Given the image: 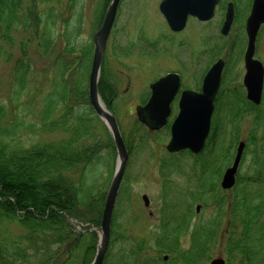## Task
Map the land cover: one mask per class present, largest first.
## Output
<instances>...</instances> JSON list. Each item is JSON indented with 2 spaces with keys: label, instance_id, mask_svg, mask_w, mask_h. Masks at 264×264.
<instances>
[{
  "label": "rangeland",
  "instance_id": "374dc122",
  "mask_svg": "<svg viewBox=\"0 0 264 264\" xmlns=\"http://www.w3.org/2000/svg\"><path fill=\"white\" fill-rule=\"evenodd\" d=\"M159 1L123 0L120 3L109 39L110 49L109 52L106 51L105 71L100 79L103 90H110V81L115 87L114 112L133 156L117 199L114 211L113 242L106 264H112L111 258L119 248V240L123 234L129 235L127 232L129 230L143 232L147 229L151 230L148 218L135 219L133 213H128L125 202L128 199L126 197L128 190L131 197L136 194L140 197V192L146 191L157 199H168L166 194L164 198L159 197V194L161 193L160 186L169 184L171 188H174L170 191L171 197L177 199L179 208L183 207L184 201H190L195 197L191 201L190 223L192 226L190 225L180 236V246L184 248L191 245L190 232L195 224L205 223L211 216L222 217L219 229L212 230L218 235V239L217 242H212L214 245L209 249V258L217 255L228 257L221 241V235L229 229L230 224L228 223L232 221L230 222L227 212L222 213L221 216V210L214 203L213 199L217 200V197L221 195L216 194L215 198L209 197L211 193L208 188L216 183L218 171H222L226 164H230L239 139H244L247 143L239 169L242 182L239 185L242 189L239 191L248 196L256 191H264V171L259 181H250L256 171L255 156H264V152L260 154L264 151V121L263 118L256 120L255 111L244 113L240 111V116L234 123L231 122V117L222 105L227 101L233 103V96L224 93L219 98L218 109L213 114L214 121L217 120V122L214 126L212 125L208 148L199 158H194L199 161L195 167L198 164L202 167V161L205 160L209 163V169L204 171L199 169L198 175L197 170L191 168L193 158L178 155L170 160V156L164 154L165 144L169 137L168 125L157 133L148 134L144 126L137 121L134 110L135 105L142 103L147 96L149 82L164 74L166 70H176L181 74L182 87H200L204 70L216 58L220 56L225 58L227 50L229 54L224 67L222 87L228 89L242 84L244 73L242 55L245 46L244 18L248 12L250 0H235L239 13L226 37H222L219 33L224 12L221 0L215 9L213 18L201 23L189 18L187 26L181 32H171L168 29L158 9ZM105 2L107 0H48V2L40 3L37 7L41 12L38 30L40 34L45 29L51 32L56 38L53 46L46 48L37 46L39 36L33 25L28 29L13 28L12 42H3V53L0 54V104L4 105L6 112L0 118V135H4L5 142H8L10 146L30 147L49 141H62L68 137L66 130L57 127L56 124L52 127L53 121L57 118L61 116L60 121L63 119L61 103L46 119L41 116L46 104H54L53 102L59 99L56 95L61 92L62 88L60 84L56 85L57 82L72 88L76 80L83 78L80 84L86 87L85 72L88 59L86 56L83 57L82 47L88 43L91 44V36L98 27ZM244 9H246L245 12ZM235 37H238L237 41L235 40L232 48H228ZM23 39L27 42V59L30 65L25 88L18 93L13 67L20 54ZM68 43L75 46L73 51L69 50ZM223 45H227V48H223ZM255 56L264 63V27L257 35ZM232 92L231 90L230 93ZM86 104V101L80 103L75 110H81L88 118L84 122L86 134L78 138V142L84 144L87 155L83 157L84 162L64 171V176L67 181L77 184L82 205L91 215H95L102 199L99 197L104 194L108 185L113 159L109 151L110 134L99 120L93 118L94 115ZM74 112L71 111L70 117L74 116ZM225 116H228L227 122L224 121ZM5 128H9V131L4 133ZM252 133L256 139L254 143L247 140ZM211 143H213L212 150L210 149ZM93 152H95L93 157L89 159V155ZM221 155L227 156L221 159L224 162L222 169H220L221 163L217 160ZM197 179H203V182H197ZM205 187L207 189H204ZM193 189L200 194L195 195L194 193V196L190 198V191ZM230 191L225 193L229 200L232 194L233 196L236 194L235 191L232 193ZM221 198L223 201V195ZM197 203L201 204L198 212L195 211ZM78 227L82 226L78 225ZM231 227L232 224L230 229ZM253 232L254 230L250 233L253 238L260 235L257 231ZM132 235H135L136 240H145L148 246H155L153 238L145 236L146 234ZM15 241L17 243H14ZM90 241L93 242V240ZM258 241L250 243L254 251L258 250L254 261L256 264H264V235L263 240ZM86 244L80 248L81 251L85 249ZM16 245L19 247L18 250H24V255L6 264H43L44 258L49 255L43 248H35L31 240L27 238L26 230L17 220L1 219L0 253L2 256L0 264H5L4 261L9 258L8 252ZM56 245L52 244L50 249ZM62 257L61 255L58 259L62 260ZM203 258V264H207L209 258L207 260L206 257ZM238 261L239 259L229 264H237ZM170 264L176 263L172 261Z\"/></svg>",
  "mask_w": 264,
  "mask_h": 264
},
{
  "label": "trees",
  "instance_id": "16d2710c",
  "mask_svg": "<svg viewBox=\"0 0 264 264\" xmlns=\"http://www.w3.org/2000/svg\"><path fill=\"white\" fill-rule=\"evenodd\" d=\"M43 2H48V0H0V54L3 53V42H12L13 40L11 36L13 28L28 29L31 25L39 36L37 41L39 48L40 46L45 48L53 46L56 38L51 32L45 29L40 34L38 30L41 12L37 7ZM68 45L69 50L73 51L75 46L71 43ZM20 47V54L13 67L14 80L18 84V93H21L25 88L30 65L27 59V42L25 39L21 42ZM90 52L91 44L88 43L82 47V55L83 57L86 56L88 60ZM64 71L65 68L62 72L64 73ZM82 79L76 80L72 88L57 82L56 85L60 84L62 88L61 93L56 95L59 96V99L54 101V104H46L41 116L46 119L61 103L63 105V119L60 121L61 116L57 118L58 120L53 121L52 127L56 124L57 127L66 130L68 133L66 139L20 148L10 146L8 142H5L4 135H0V221L3 218L17 220L26 230V236L35 248H43L49 254L44 258L43 264H61L58 259L60 243L70 234V229L64 224L62 216L65 213L78 216L88 213L78 197L79 187L67 181L61 173L62 169L84 161L83 157L87 155L86 150L81 151L78 138L86 134L84 122L88 118L84 116L81 110H75L78 108L77 105L87 101L86 88L80 84ZM98 88L104 100L107 101L113 96L112 91H105L101 88V82H99ZM238 88L240 86L236 90L229 89L234 93L233 102L242 104L241 112L255 111L257 113L256 120L263 118L264 121V105L250 103L245 99L243 93L238 91ZM49 107L50 111H48ZM261 109H263L262 112ZM71 111L75 112L74 116L70 117ZM5 112L4 105L0 104V118ZM239 112L240 110L236 113ZM3 131L5 133L9 131V128H5ZM247 139L253 143L256 140L253 133ZM212 144L211 150L213 149ZM254 160L256 171H254L251 180L256 182L261 179L264 171V156H255ZM216 194L222 196V192L212 185L211 196L215 198ZM221 196L217 197V200L216 198L213 199L217 201L218 207L224 203V198L222 201ZM230 209L233 219L231 224L233 228L240 226L242 236L228 237L227 246L231 249L240 248V253L244 256L243 261H246V264H253L251 258L254 253L250 250L252 253L250 254L248 249L252 246L251 242L263 240L264 191H256L251 196L242 192L240 198L233 197ZM219 223V218L213 217L207 230H213L212 226L218 227ZM200 230H206V228L201 227ZM253 230L259 232L260 235L256 238L249 236ZM207 239L209 240L211 237H203V241ZM52 244H57V246L50 249ZM18 249L17 245L11 248L8 252L9 258L4 261L5 264L6 262L12 263V260L24 255V250ZM230 252L234 253L231 250ZM70 253L73 252L70 251Z\"/></svg>",
  "mask_w": 264,
  "mask_h": 264
},
{
  "label": "water",
  "instance_id": "95a60500",
  "mask_svg": "<svg viewBox=\"0 0 264 264\" xmlns=\"http://www.w3.org/2000/svg\"><path fill=\"white\" fill-rule=\"evenodd\" d=\"M218 0H164L161 9L167 21L174 30L181 29L187 14H193L200 19H208L213 15ZM119 0H111L105 11L101 26L93 35L94 49L88 80L89 102L96 114L107 124L116 149V166L109 188L107 190L100 226L96 253L90 264H101L106 251L111 224V214L116 193L124 171L128 152L121 136L116 118L100 99L97 83L102 61L103 51L107 37L113 23ZM232 6L228 7L222 32L226 33L232 20ZM264 23V0H253L251 12L246 19L247 48L244 55L245 74L243 83L247 90V98L259 103L261 98L264 67L262 63L253 58L255 39L260 25ZM223 61L219 59L212 64L203 79L202 92L184 91L180 100V112L171 126L172 137L167 145L169 150L189 148L199 151L210 128V117L213 110V99L220 83V74ZM178 87V76L168 74L151 84L152 94L145 106H137L136 113L139 120L150 127H158L164 123L168 113V102ZM164 107V108H163ZM244 142L240 141L231 167L226 169L221 181L224 188L234 183V173L238 166ZM199 206H197L198 209ZM210 264H224L221 258H216Z\"/></svg>",
  "mask_w": 264,
  "mask_h": 264
},
{
  "label": "flooded vegetation",
  "instance_id": "af4514ba",
  "mask_svg": "<svg viewBox=\"0 0 264 264\" xmlns=\"http://www.w3.org/2000/svg\"><path fill=\"white\" fill-rule=\"evenodd\" d=\"M189 18H193L199 23L204 22L199 21L194 17ZM189 18H187V23ZM187 23L185 24V27L187 26ZM185 27L183 28V30L185 29ZM179 75L180 82L182 84L183 78L181 77V74ZM185 88L199 90L198 88L187 86H183L182 89ZM109 89L114 91L115 87L110 86ZM178 94L179 93L176 94V96L170 103L171 111L178 110ZM160 187L161 193L159 194V197L164 198L165 194L168 197L171 195V193L169 192L172 190V188H170V185L162 184ZM128 191L126 193V197L128 199H126L125 201L127 204L128 213H133V218L135 217V219L148 218L150 220L149 227L151 230L147 229L145 232L139 230H129L127 231L129 235L123 234V237L126 239L124 248L122 250V253H119V255H116V252L114 253L111 258L112 264L120 263V261H122L123 264H170L172 261L176 264H203L202 262L204 258L202 255H195L193 250L188 247H186V249L184 247L180 248L178 246H175L176 242L174 241V239H176V236L179 232L177 220V199H157L153 194L149 192L147 193L146 191L140 192V197H138V194L131 197L130 193L128 194ZM144 193L149 197V205H145L143 200L141 199ZM183 207L184 208L182 209V212H185L186 205H184ZM136 233L144 235L146 234L145 236L152 237L155 246H145V240L142 241L134 239L135 235L132 234ZM162 237L166 238L167 240L163 244L159 243L158 241V239Z\"/></svg>",
  "mask_w": 264,
  "mask_h": 264
}]
</instances>
